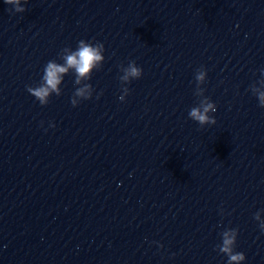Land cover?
I'll use <instances>...</instances> for the list:
<instances>
[{
	"label": "clouds",
	"instance_id": "1",
	"mask_svg": "<svg viewBox=\"0 0 264 264\" xmlns=\"http://www.w3.org/2000/svg\"><path fill=\"white\" fill-rule=\"evenodd\" d=\"M7 5L13 6L16 13H23L25 8L22 4L27 3V0H4ZM12 9H10L11 11ZM104 45L102 43H89L84 40L78 42L76 50H71L66 47L63 49V63H57L55 60H50L44 67L41 83L38 86H27V91L35 97L42 106L48 104L49 96L55 93L60 95L59 85L62 83L63 77L69 72L70 69H74L76 74L75 83L79 84L82 79H88L89 74L95 68L99 62L104 59L102 52ZM264 72V70H261ZM141 70L130 64L126 70V74L121 78L124 81H128L129 77H139ZM205 72H199L196 76L198 82H203L205 79ZM260 87H264V81L258 82ZM90 86L84 88H78L75 92V96L84 97L85 100L91 99ZM253 90L257 92L260 101V107L264 108V91H260L256 85H253ZM127 93V89L124 90ZM120 100L124 97L120 96ZM71 104L75 107L77 105L76 99H71ZM217 108L214 103L205 98L201 102L200 107L192 108L189 112V116L197 121L200 125L215 124L214 117L208 115L209 112H216ZM54 127V125H52ZM254 219H259V214H254ZM260 229L264 232V224L260 225ZM237 229H228L221 234L222 243L217 246L218 251L228 257L227 264H241L245 260L243 252L234 251L237 240Z\"/></svg>",
	"mask_w": 264,
	"mask_h": 264
}]
</instances>
